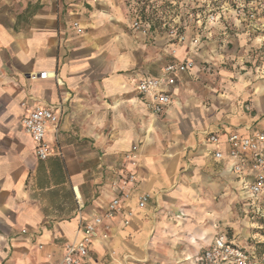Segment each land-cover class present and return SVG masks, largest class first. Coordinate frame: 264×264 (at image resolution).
<instances>
[{
  "label": "crops",
  "instance_id": "crops-1",
  "mask_svg": "<svg viewBox=\"0 0 264 264\" xmlns=\"http://www.w3.org/2000/svg\"><path fill=\"white\" fill-rule=\"evenodd\" d=\"M130 11L124 0H32L16 15L0 6V264H58L81 220L103 215L120 194L112 183L124 169L136 180L121 212L104 220L107 238L92 242L84 264H201L219 232L245 247L224 227L229 199L242 210L257 207L241 189L242 177H252L228 171L223 139L246 127L264 130V118L240 110L208 116L191 93L198 65L176 75L171 102L152 114L137 79L161 76V53L170 48L196 61L203 50L176 44L170 31L133 32ZM235 22L259 36L264 16ZM42 71L50 76L40 78ZM59 103L57 143L52 130L45 135L59 154L40 161L21 119L34 106ZM204 132L221 143L207 144ZM138 141L143 155L136 167L124 156ZM142 192L151 197L139 209Z\"/></svg>",
  "mask_w": 264,
  "mask_h": 264
},
{
  "label": "rangeland",
  "instance_id": "rangeland-1",
  "mask_svg": "<svg viewBox=\"0 0 264 264\" xmlns=\"http://www.w3.org/2000/svg\"><path fill=\"white\" fill-rule=\"evenodd\" d=\"M29 2L32 0H0V6L9 15H16ZM124 2L130 6L131 15L135 14L133 9L139 13L143 7L144 13L154 16L157 22H165L164 25L155 27L160 34L164 35L176 28L177 33L184 35L183 42L191 43L190 47L187 46L189 49L197 52L203 50L197 61L192 60L191 68L198 65V71L191 84V93L199 95V105L208 116L216 113L226 116L232 111L240 110L247 115L258 112L259 120L264 118V27L259 36L242 32L250 29L243 25L237 26L235 0ZM210 13L220 15L219 22L215 20V24L210 25L206 19ZM210 31L212 35L208 34ZM183 59L177 56L176 48H170L161 53L160 61L167 64ZM140 145L141 142L138 141L131 147H136V157L126 159L136 167L143 155ZM234 200H228L225 232L251 251L264 253V191L254 199L257 207L253 210L246 206L242 210V205Z\"/></svg>",
  "mask_w": 264,
  "mask_h": 264
},
{
  "label": "built area",
  "instance_id": "built-area-1",
  "mask_svg": "<svg viewBox=\"0 0 264 264\" xmlns=\"http://www.w3.org/2000/svg\"><path fill=\"white\" fill-rule=\"evenodd\" d=\"M235 14L237 17H245L249 21L255 20L259 14L264 16V0L248 1L235 0ZM216 16L213 13L207 15L208 22H214ZM77 27V24H75ZM133 32L148 36L152 29L150 23L142 17L133 14L131 20ZM176 35L177 42L185 40L184 35L176 32V28L170 30ZM191 59L184 58L167 63L163 67V74L157 77H139L136 81L135 89L141 98L144 106L152 114H160L171 102L169 87L175 83V77L179 73L186 72L192 67ZM48 71L39 72L40 78H48ZM60 83L59 81H57ZM63 104L50 108L46 106H34L27 109L21 119V125L26 134L34 142L35 157L44 161L51 156L58 155L53 146L49 145L45 139L46 132L52 130L57 143V134L61 116L63 114ZM206 143L217 146L221 139L217 134L204 132ZM223 142L227 145V156L232 160L228 171L242 175L245 171L250 172V181L242 177L241 189L246 196L256 199L264 191V130L251 129L246 127L245 132H229ZM134 146L130 153L125 155L126 159L136 157ZM215 158H222L223 152L215 150ZM136 180L134 170L124 169L121 171L120 181L113 182V186H118L120 194L113 197L107 204L103 215L94 216L91 220L84 222L81 220L78 226L77 239L68 242L64 246V254L58 264H84L83 260L88 255L89 246L95 240H104L107 233L102 229L105 219H111L121 212V198L127 199L126 188ZM151 195L149 192H142L137 196L136 206L144 209ZM127 218L124 224H128L131 211L126 212ZM201 264H264V253H255L246 247L232 244L228 241L224 233L219 232L213 239L209 247L204 249L200 256Z\"/></svg>",
  "mask_w": 264,
  "mask_h": 264
},
{
  "label": "trees",
  "instance_id": "trees-1",
  "mask_svg": "<svg viewBox=\"0 0 264 264\" xmlns=\"http://www.w3.org/2000/svg\"><path fill=\"white\" fill-rule=\"evenodd\" d=\"M248 1L249 0H246V2H248ZM251 1H257V0H251ZM129 8H130V6H129ZM132 11H134V13L136 15L142 17L144 20H146L147 22H149L150 23V26H151V29H154L156 26L164 25L165 24V22H160L159 20L157 22L156 18L154 16H152L151 14L144 13V8L143 7L140 8L139 13H136V10H134V9Z\"/></svg>",
  "mask_w": 264,
  "mask_h": 264
}]
</instances>
